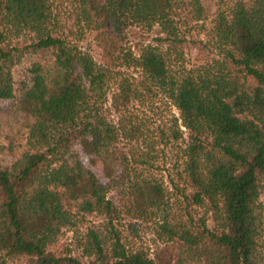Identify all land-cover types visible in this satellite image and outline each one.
I'll return each mask as SVG.
<instances>
[{"label":"trees","instance_id":"trees-1","mask_svg":"<svg viewBox=\"0 0 264 264\" xmlns=\"http://www.w3.org/2000/svg\"><path fill=\"white\" fill-rule=\"evenodd\" d=\"M210 1L0 0V264H264V0Z\"/></svg>","mask_w":264,"mask_h":264},{"label":"rangeland","instance_id":"rangeland-1","mask_svg":"<svg viewBox=\"0 0 264 264\" xmlns=\"http://www.w3.org/2000/svg\"><path fill=\"white\" fill-rule=\"evenodd\" d=\"M207 6L210 11H214L213 2L207 0ZM83 48L87 50L94 58H98L95 46L89 40L83 42ZM21 66L18 65L14 75L18 81L21 77ZM172 113L176 114L174 109ZM22 116L16 114L15 108L11 101L0 102V168H10L19 158L21 145V130H22ZM260 201L264 205V192L261 195ZM141 243L149 246L153 240V233L151 229H143L140 232ZM63 248H72V233L67 232L61 240ZM264 246V236H263ZM150 247V246H149Z\"/></svg>","mask_w":264,"mask_h":264}]
</instances>
